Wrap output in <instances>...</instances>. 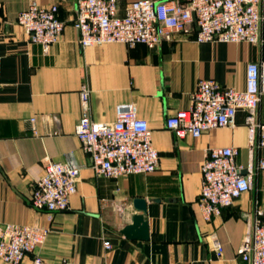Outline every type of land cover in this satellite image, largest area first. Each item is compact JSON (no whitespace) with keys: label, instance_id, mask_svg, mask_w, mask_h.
<instances>
[{"label":"crops","instance_id":"0c3cea01","mask_svg":"<svg viewBox=\"0 0 264 264\" xmlns=\"http://www.w3.org/2000/svg\"><path fill=\"white\" fill-rule=\"evenodd\" d=\"M29 1L0 0V225L39 223L50 231L19 264H33L36 255L41 264H60L63 259L83 264H247L239 251L254 200L264 208V169L256 170L252 190L211 220L202 218L198 205L200 165L208 148L234 146L237 163L246 165V112L237 110L234 126L211 128L198 138L178 139L164 122L189 105L200 78L244 88L246 64L264 60V20L258 43L196 42L197 26L192 23L154 48L121 42L82 48L73 26L77 0H35L42 6L56 3L64 22L58 41L44 52L16 21ZM129 1L117 0L120 15ZM261 12L264 15V0ZM82 84L89 89L87 115L93 121H113L118 103L136 104L159 152L153 172L117 179L93 172L74 133L83 115ZM32 116L36 134L31 130ZM258 119L264 123V94ZM261 157L264 148L255 154L256 159ZM47 158L80 166L69 208L54 213L50 221L29 203L32 184L42 175ZM137 197L147 201L146 240L121 233L138 212L132 205ZM213 238L222 246L219 257ZM104 242L111 248L106 249Z\"/></svg>","mask_w":264,"mask_h":264},{"label":"built area","instance_id":"2783aa9c","mask_svg":"<svg viewBox=\"0 0 264 264\" xmlns=\"http://www.w3.org/2000/svg\"><path fill=\"white\" fill-rule=\"evenodd\" d=\"M262 0H131L123 14L117 0H77L73 26L80 47L121 42L127 46H157L162 38L181 32L188 25L197 26L196 42H261ZM30 42L44 52L58 41L64 22L58 17V5L42 6L30 0L16 15ZM264 94V60L250 61L245 68V86H222L213 78H200L190 94L186 108L166 117L164 125L178 139L198 138L211 128L235 125L237 110H244L247 128L246 165L238 164L234 146L208 148L200 165L201 181L198 205L202 218L211 220L223 207L244 192L254 188L257 169H264V157L255 158L264 148V123L258 119V106ZM79 100L83 115L74 126L82 149L90 157V168L96 175L117 179L134 173L153 172L159 163V152L152 144V131L147 121L137 115L134 102L115 106L113 121H93L89 110V89L82 84ZM31 130L37 133L30 117ZM80 166L72 161L47 158L42 175L33 182L30 205L45 212L50 221L56 212L69 208L76 191ZM50 227L39 223L0 225V260L19 264L24 255L33 252L46 240ZM106 249L111 248L104 242ZM219 257L220 242L213 238ZM239 256L247 264H264V208L254 200L252 216L246 220ZM36 255L33 264H41ZM60 264H83L63 259Z\"/></svg>","mask_w":264,"mask_h":264},{"label":"water","instance_id":"95a60500","mask_svg":"<svg viewBox=\"0 0 264 264\" xmlns=\"http://www.w3.org/2000/svg\"><path fill=\"white\" fill-rule=\"evenodd\" d=\"M132 205L138 212L132 215L131 223L122 227L121 233L131 239L146 240L149 238L148 221L145 219L147 201L137 197L132 200Z\"/></svg>","mask_w":264,"mask_h":264}]
</instances>
